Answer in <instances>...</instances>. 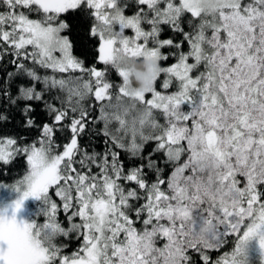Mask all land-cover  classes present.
<instances>
[{
  "label": "snow or ice",
  "instance_id": "obj_1",
  "mask_svg": "<svg viewBox=\"0 0 264 264\" xmlns=\"http://www.w3.org/2000/svg\"><path fill=\"white\" fill-rule=\"evenodd\" d=\"M0 188V264H264V0H0Z\"/></svg>",
  "mask_w": 264,
  "mask_h": 264
},
{
  "label": "clouds",
  "instance_id": "obj_2",
  "mask_svg": "<svg viewBox=\"0 0 264 264\" xmlns=\"http://www.w3.org/2000/svg\"><path fill=\"white\" fill-rule=\"evenodd\" d=\"M119 64L128 73L130 92L145 91L151 88L153 78L160 70L158 60L150 57L140 60L121 59Z\"/></svg>",
  "mask_w": 264,
  "mask_h": 264
},
{
  "label": "rangeland",
  "instance_id": "obj_3",
  "mask_svg": "<svg viewBox=\"0 0 264 264\" xmlns=\"http://www.w3.org/2000/svg\"><path fill=\"white\" fill-rule=\"evenodd\" d=\"M17 198V193L9 191L5 188H0V207L11 203ZM34 198H28L23 205V208L18 213V218L30 220L29 203L34 201ZM249 264H259L260 250L256 240H252L248 246Z\"/></svg>",
  "mask_w": 264,
  "mask_h": 264
},
{
  "label": "trees",
  "instance_id": "obj_4",
  "mask_svg": "<svg viewBox=\"0 0 264 264\" xmlns=\"http://www.w3.org/2000/svg\"><path fill=\"white\" fill-rule=\"evenodd\" d=\"M13 171L19 174H22V166H18L17 169ZM14 178L15 177H12V173L10 172L7 177H3L2 179H4L6 183H11L12 179ZM39 210H40V202L37 200L31 201L29 203V216L28 217H30V219L34 218Z\"/></svg>",
  "mask_w": 264,
  "mask_h": 264
}]
</instances>
